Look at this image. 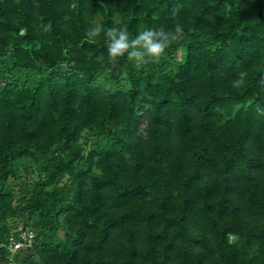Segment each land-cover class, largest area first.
Returning <instances> with one entry per match:
<instances>
[{
    "label": "trees",
    "instance_id": "1",
    "mask_svg": "<svg viewBox=\"0 0 264 264\" xmlns=\"http://www.w3.org/2000/svg\"><path fill=\"white\" fill-rule=\"evenodd\" d=\"M0 262L264 264V0H0Z\"/></svg>",
    "mask_w": 264,
    "mask_h": 264
},
{
    "label": "clouds",
    "instance_id": "2",
    "mask_svg": "<svg viewBox=\"0 0 264 264\" xmlns=\"http://www.w3.org/2000/svg\"><path fill=\"white\" fill-rule=\"evenodd\" d=\"M172 12L175 15L177 9L174 8ZM101 33L107 38V49L110 58L115 59L127 54L136 67L140 68L163 56L166 49L179 38L182 27L177 24L172 30L161 25L159 28L152 27L141 30L134 38H130L126 27L109 26L105 29L93 25L88 29L86 35L95 41Z\"/></svg>",
    "mask_w": 264,
    "mask_h": 264
},
{
    "label": "built area",
    "instance_id": "3",
    "mask_svg": "<svg viewBox=\"0 0 264 264\" xmlns=\"http://www.w3.org/2000/svg\"><path fill=\"white\" fill-rule=\"evenodd\" d=\"M24 230L20 232V235L23 237L25 234H24ZM25 237V236H24ZM11 239V242L9 244V249L14 252L17 248H19L23 242L21 240H16L14 239L13 237H10ZM9 264H12L11 262H8Z\"/></svg>",
    "mask_w": 264,
    "mask_h": 264
},
{
    "label": "rangeland",
    "instance_id": "4",
    "mask_svg": "<svg viewBox=\"0 0 264 264\" xmlns=\"http://www.w3.org/2000/svg\"><path fill=\"white\" fill-rule=\"evenodd\" d=\"M17 226H18V229H20L21 228V222H17ZM24 234L25 235H29V236H31L32 235V231L31 230H26L25 232H24ZM0 264H3V262H0Z\"/></svg>",
    "mask_w": 264,
    "mask_h": 264
}]
</instances>
